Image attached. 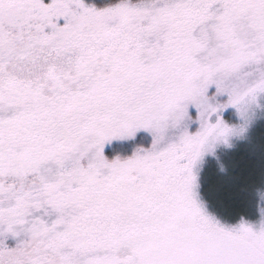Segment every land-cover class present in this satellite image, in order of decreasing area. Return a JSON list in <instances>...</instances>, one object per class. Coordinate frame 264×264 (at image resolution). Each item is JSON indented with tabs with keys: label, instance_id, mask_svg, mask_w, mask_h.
I'll use <instances>...</instances> for the list:
<instances>
[{
	"label": "snow or ice",
	"instance_id": "6c2138e0",
	"mask_svg": "<svg viewBox=\"0 0 264 264\" xmlns=\"http://www.w3.org/2000/svg\"><path fill=\"white\" fill-rule=\"evenodd\" d=\"M262 96L264 0H0V264H264L195 172Z\"/></svg>",
	"mask_w": 264,
	"mask_h": 264
},
{
	"label": "rangeland",
	"instance_id": "374dc122",
	"mask_svg": "<svg viewBox=\"0 0 264 264\" xmlns=\"http://www.w3.org/2000/svg\"><path fill=\"white\" fill-rule=\"evenodd\" d=\"M218 99L223 102L226 97H219ZM258 105L254 106V114L243 134L229 137L227 144L217 143L211 152L204 153L195 167L199 200L208 213L225 226H235L241 220L233 223L226 222L213 212L209 201L210 198L213 199V202L219 198H224V189L229 185L232 187L233 184H238L239 181L246 183L247 179L263 176L261 178L263 180L262 186L250 188L243 205L244 208L246 207L252 212L253 210L258 211V219L254 222L259 221L261 217L260 209L264 208V96L259 98ZM191 111L195 115V110L192 109ZM222 116L231 124L242 122L236 110L231 106L222 112ZM198 126V122L192 121L188 125L189 131H196ZM257 170L259 172L255 174ZM241 171H246L243 179L239 176ZM260 172L261 176L259 175ZM236 193H239L238 189ZM222 204L219 202L216 206Z\"/></svg>",
	"mask_w": 264,
	"mask_h": 264
},
{
	"label": "trees",
	"instance_id": "16d2710c",
	"mask_svg": "<svg viewBox=\"0 0 264 264\" xmlns=\"http://www.w3.org/2000/svg\"><path fill=\"white\" fill-rule=\"evenodd\" d=\"M257 172H259V170L255 171V174H257ZM245 175L246 171H241L239 173V176H241L242 179ZM259 175L261 176V172L259 173ZM261 178L253 177L251 179H247L246 183H242V181H239L238 184H233L232 187L229 185L224 189V198H219L214 202L213 199L210 198V201H208L211 204L213 212L216 213L221 219H224L229 223L238 222L242 219L253 222L257 220L259 216L258 211L253 210L252 212L246 207L244 208L243 204L246 199L245 196L246 194H248L250 188H258L262 186L263 180H261ZM237 189L239 193H236ZM219 202L223 204L221 206H216V204H218Z\"/></svg>",
	"mask_w": 264,
	"mask_h": 264
},
{
	"label": "clouds",
	"instance_id": "9594fccd",
	"mask_svg": "<svg viewBox=\"0 0 264 264\" xmlns=\"http://www.w3.org/2000/svg\"><path fill=\"white\" fill-rule=\"evenodd\" d=\"M261 209H264V208H261ZM261 209H260V211H261Z\"/></svg>",
	"mask_w": 264,
	"mask_h": 264
}]
</instances>
